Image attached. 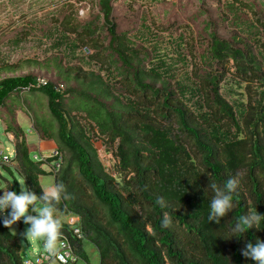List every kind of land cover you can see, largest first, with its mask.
I'll return each mask as SVG.
<instances>
[{
    "label": "trees",
    "instance_id": "1",
    "mask_svg": "<svg viewBox=\"0 0 264 264\" xmlns=\"http://www.w3.org/2000/svg\"><path fill=\"white\" fill-rule=\"evenodd\" d=\"M98 6L109 35L108 49L130 69L123 74L124 83L120 85L126 102L119 111L107 107L98 97L107 95V86L97 78L95 87L88 83V92L81 88L78 107L86 112L108 142L118 139L114 156L122 173L121 182L115 184L104 174L94 148L72 134L62 104L71 88L62 90V86H58L61 83L47 78L39 82L38 77L31 74L0 78V109L6 108L5 100L10 95L21 90L42 94L56 127L52 133L49 121L36 120L31 128L41 139L55 136L57 142L69 150V159L61 166L58 146L52 150L55 154L51 151L46 157H31L17 117L8 112L4 119L0 112L3 130L11 134L13 143L12 158L0 164L1 167L9 174L10 166L15 169L25 186L38 196L43 195L38 182L40 175L50 173L53 184L64 186L68 199H64L62 193L60 202L54 205L55 212L76 216L81 234L75 237L68 222L59 218L61 234L66 236L77 257L76 261L65 264H77L79 260L88 263L82 240L94 245L97 264H256L244 257L241 250L249 241L254 244L257 238L264 240V219L259 228L253 226L243 234L237 233L238 237H231V228L249 211L264 215V24L255 17L257 25L253 26L251 19L242 14L247 6L240 0H230L226 14L233 18L238 32L248 35L244 39L233 36L228 40L208 32L209 60L216 63L232 60L238 81L258 82L255 106L246 111L238 101L233 108L234 104L220 96L217 79L220 73L227 71L223 65L218 72L205 71L194 85L175 82L180 95L187 93L194 99L191 101L193 114L188 116L187 107L179 98H174L175 91L167 82L161 79L160 85H155L154 79L162 75L156 65L143 70L131 64L128 47L116 34L115 24L110 19V0H98ZM55 29L58 33L54 40L58 44L73 49L80 43L82 52L84 47L88 48L92 31L89 25H78L73 19L62 16ZM146 77L150 79L148 82ZM117 97L119 94L115 99ZM170 117L175 119V126L169 121ZM239 118L248 128L245 137L239 136ZM40 157L42 159H36ZM56 161L58 166L52 167ZM43 163L51 165V170H44ZM72 164L76 166L78 183ZM230 177L247 183L249 200L238 186L232 194L234 208L221 217L219 223L209 221L213 195L211 189H207L210 180L222 186ZM5 188L19 191L14 178L11 182L5 179ZM144 205L147 207L144 222L149 225V231L135 210L144 209ZM40 206L38 201L37 207ZM29 213L35 215L31 208ZM167 218L170 223L165 224ZM4 219L0 218V264H23L24 256L20 254L17 239L4 226ZM174 222H177L175 227L181 228L180 233L173 231Z\"/></svg>",
    "mask_w": 264,
    "mask_h": 264
},
{
    "label": "rangeland",
    "instance_id": "2",
    "mask_svg": "<svg viewBox=\"0 0 264 264\" xmlns=\"http://www.w3.org/2000/svg\"><path fill=\"white\" fill-rule=\"evenodd\" d=\"M229 1L110 0V19L115 24L116 34L128 47L131 64L143 70L156 65L162 75L154 79L155 85L159 86L161 79L167 82L175 91L174 98H179L178 100L187 107L188 116L193 114L191 101L194 99L191 100L192 97L189 98L187 93L180 95L176 90L175 82L181 81L194 85L201 80L200 77L205 71L210 69L212 73L218 72L223 65L227 71L220 73L217 79V91L222 98L234 104L233 108L236 102L241 101L246 111H250V107L255 106L258 98V82L238 81L232 60H228L227 63L221 61L216 63L208 58L210 40L208 32H214L218 37L228 40H231L233 36L244 39L245 35H248L246 32H238L239 30L232 23L233 18L226 14ZM240 1L247 6L243 8L242 14L251 19L253 26L257 25L255 17L264 24L262 0ZM62 16L73 19L78 25L90 26L92 31L88 39L89 46L84 47V52L80 43L71 49L54 40L58 33L55 28ZM102 22L98 0H0V78L31 74L61 83L62 90L71 88L62 101L65 116L70 121L71 132L80 142L86 140L94 148L95 158L102 172L118 184L121 182L122 174L118 168V159L114 156L118 139L108 142L106 136L98 133L97 126L88 118L86 112L78 107L82 99L81 88H85L84 90L88 92V83L91 82V85L95 87L97 78H100L107 86V95L104 98L98 96L107 107H113L119 111L126 102H124V92L121 91L120 85L124 83L123 74L130 69L108 49L109 35ZM149 80L146 77L145 81ZM118 94L119 98L115 99ZM5 107L1 108L0 112L3 113L4 119L8 117V112H13L17 117L30 148L29 155L31 157L35 154L37 157L49 155L52 150L42 148L45 141H38L36 133L31 128V124L36 120L49 121L54 133L56 125L46 109L45 97L40 93L21 90L5 100ZM169 121L172 126H175L173 117H170ZM237 122L241 129L239 136H247L248 128L243 123V119L239 118ZM231 128L234 130L233 125ZM77 131L82 134L81 137ZM50 139L55 140V145L60 148L61 166H64L69 159V150L57 142L55 136ZM184 139L187 140V137L185 136ZM188 144L187 147H189ZM0 150L12 158L13 143L3 130L1 117ZM42 165L44 168L49 167L47 163ZM10 169L11 174L0 165V188H5V179L11 182L14 178L20 190L21 185L25 186L24 181L15 169L11 166ZM72 173L78 183L79 176L75 164H72ZM129 175L130 173L126 174L125 178ZM51 179L53 180V175L50 173L39 176L42 187L51 184ZM239 184L248 198L247 183L244 181ZM0 191L3 193V189ZM144 207V209H135L142 222L146 221L144 212L147 207L146 205ZM164 216L166 218V215ZM56 217L69 220L68 216L56 215ZM0 218H8V212H0ZM20 222L19 225L17 221L8 228V231L17 239L20 254L33 258L41 251L42 240L26 239L24 233L28 226L22 219ZM175 223L177 226V222H174L173 231L180 233L181 228L175 227ZM144 226L146 230H150L147 222H144ZM179 236L181 237L180 234ZM184 243L187 245L186 239ZM82 248L88 256V263L79 260L77 264H97L98 253L94 245L87 240H82Z\"/></svg>",
    "mask_w": 264,
    "mask_h": 264
},
{
    "label": "clouds",
    "instance_id": "3",
    "mask_svg": "<svg viewBox=\"0 0 264 264\" xmlns=\"http://www.w3.org/2000/svg\"><path fill=\"white\" fill-rule=\"evenodd\" d=\"M238 176L239 174H237ZM237 177H230L222 186L210 180L207 189H211L213 195L210 201L209 221L214 220L219 223L220 218L234 208L232 194L236 192L240 182ZM0 189H3V194L0 195V212H8V218L3 220L4 226L11 228L23 218L24 223L30 225L24 233L26 239H41L45 252L53 257L58 256L62 247L59 243L62 222L55 215L54 205L60 202L62 193H64L63 198L68 199L64 186L52 184L44 187L42 188L43 195L40 196L24 185L20 186L19 192L6 188ZM38 201L42 206L37 207ZM30 208L35 215L29 213ZM262 219H264V215L257 211H249L241 215L231 228V237L237 236V233L243 234L253 226L259 228L258 225ZM164 223H170V218L165 219ZM241 254L254 260L256 264H264V240L257 238L254 244L249 241L241 250ZM25 264H31V261H26Z\"/></svg>",
    "mask_w": 264,
    "mask_h": 264
},
{
    "label": "built area",
    "instance_id": "4",
    "mask_svg": "<svg viewBox=\"0 0 264 264\" xmlns=\"http://www.w3.org/2000/svg\"><path fill=\"white\" fill-rule=\"evenodd\" d=\"M39 82L43 81V78H38ZM58 86H61V84H59ZM56 151H52V154H55ZM35 157V155L33 156ZM9 155L7 153H3L0 150V164H6L7 162H9ZM38 159H42V157L40 158H36ZM58 166V162H54L52 167H57ZM2 213V212H1ZM69 220H67L68 224L71 227V231L72 234L75 237H80V228L77 226V222H78V218L76 216H74V218H72L73 216H68ZM60 245H62V247L60 248V253L58 256L53 257L51 255H49L47 252H45L44 248H43V241H42V249L41 251H39L37 254H35L33 256V258H29L28 256H24L22 263L25 264L26 261H31V264H65V263H72L74 261H76L77 257L69 243V241L67 240L66 236H64L63 234H61V238L59 241Z\"/></svg>",
    "mask_w": 264,
    "mask_h": 264
},
{
    "label": "crops",
    "instance_id": "5",
    "mask_svg": "<svg viewBox=\"0 0 264 264\" xmlns=\"http://www.w3.org/2000/svg\"><path fill=\"white\" fill-rule=\"evenodd\" d=\"M6 134H7V136H8L9 139H12V136H11L10 133L6 132ZM24 137H25V135H24ZM36 138H37L38 141H45V143L43 144L42 148H45V147H46V148H49V149L53 150V149L56 147L54 141L51 140V139H41V138H39L37 135H36ZM25 141H26V137H25ZM26 146H27V149H28V151H29L30 148H29L27 142H26ZM42 148H41V149H42ZM39 149H40V148H38V150H39ZM35 155H36V154H35ZM47 156H48V155H47ZM42 168H43L44 170L50 171V170H51V165H49L48 168H44L43 165H42ZM51 175H52V174H51ZM40 176H41V175H40ZM51 181H52V183L46 185L45 187H48L49 185H52V184H53V180L51 179ZM38 182H39V176H38ZM39 185H40L41 189L44 188V187L41 186L40 182H39ZM42 191H43V189H42ZM2 194H3V193L0 191V195H2ZM55 215L58 216L59 214H58L57 212H55Z\"/></svg>",
    "mask_w": 264,
    "mask_h": 264
}]
</instances>
